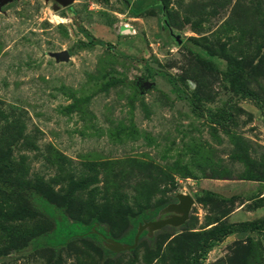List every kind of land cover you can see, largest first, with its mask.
Instances as JSON below:
<instances>
[{"label":"rangeland","instance_id":"obj_1","mask_svg":"<svg viewBox=\"0 0 264 264\" xmlns=\"http://www.w3.org/2000/svg\"><path fill=\"white\" fill-rule=\"evenodd\" d=\"M2 158L0 264H264V0L5 5Z\"/></svg>","mask_w":264,"mask_h":264},{"label":"water","instance_id":"obj_2","mask_svg":"<svg viewBox=\"0 0 264 264\" xmlns=\"http://www.w3.org/2000/svg\"><path fill=\"white\" fill-rule=\"evenodd\" d=\"M14 1H17V0H0V11H1L2 7H4L5 5H7L11 2H14ZM55 1L59 2L63 6H68V5L72 4V2L74 0H55ZM52 56H54L57 60L64 61L70 57V53L67 50H61L58 52H54L52 54ZM177 198H178L179 202L170 204L168 206V208H169L168 210L180 211L181 214L178 216H171V217L166 218V219L149 221V222H145V223L141 224L139 226L136 234L134 235L133 244H131V245L125 244L124 245V244H121L120 242L110 240L109 238H104V239L108 242H111L112 245L115 246L116 250L130 249L131 247L136 245L140 234L142 233V231L144 229H146L148 227L151 229H160V228H163L167 224L181 225L182 223H184V221L188 217L189 210L193 204V199L188 194H178Z\"/></svg>","mask_w":264,"mask_h":264},{"label":"trees","instance_id":"obj_3","mask_svg":"<svg viewBox=\"0 0 264 264\" xmlns=\"http://www.w3.org/2000/svg\"><path fill=\"white\" fill-rule=\"evenodd\" d=\"M79 30L86 37V40H79L76 43V45H75L76 47L82 48V47H90V46H93V45H100V46L108 45L107 42H105L104 40L98 39L95 36H93L86 28L81 26L79 28ZM228 75L232 78L234 86L239 91H241L244 95H247V96H253L254 95L250 90H248V89L244 88L243 86L239 85L237 76L235 74H233L232 72L229 71ZM167 77H168L169 81L171 82V84L173 85V88L179 91L177 83L175 82L173 77L171 75H167ZM191 102L193 104H195L193 101H191ZM0 162L5 167V170H10L11 169V164H10L8 159L2 158L0 160ZM78 227H76L75 229L74 228L72 229L73 232L70 233V236H79V235L91 234L94 237H96L98 240H100L102 243L105 240L104 238L108 237V235L99 226H96L93 223H91V224H82V225H80ZM220 232H221L220 236H224V235H226L228 233H231L232 230L230 228H225V229H223ZM145 233H147V231L143 230L142 233L140 234V236H142ZM133 238H134V235L123 239L122 240L123 241L122 244H132L133 243Z\"/></svg>","mask_w":264,"mask_h":264}]
</instances>
